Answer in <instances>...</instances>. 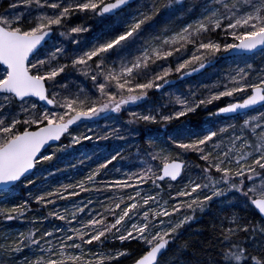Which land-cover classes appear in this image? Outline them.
Wrapping results in <instances>:
<instances>
[{
	"label": "snow or ice",
	"instance_id": "obj_1",
	"mask_svg": "<svg viewBox=\"0 0 264 264\" xmlns=\"http://www.w3.org/2000/svg\"><path fill=\"white\" fill-rule=\"evenodd\" d=\"M258 53L264 0H8L0 11V264H264V64L245 61L176 90L225 54ZM198 111L208 126L132 143L121 176L110 178L109 166L123 150L55 187L31 178L85 142L134 141L141 127L166 129ZM20 186L36 191L9 205ZM214 205L232 211L185 237ZM13 221L28 228L8 227ZM205 231L206 242L197 238ZM133 241L134 251L124 248Z\"/></svg>",
	"mask_w": 264,
	"mask_h": 264
},
{
	"label": "trees",
	"instance_id": "obj_2",
	"mask_svg": "<svg viewBox=\"0 0 264 264\" xmlns=\"http://www.w3.org/2000/svg\"><path fill=\"white\" fill-rule=\"evenodd\" d=\"M8 0H2L0 2V11L3 8L7 7ZM251 62L255 66L259 67L264 64V53H258L255 57H233V58H220L214 67H210L206 71L201 74L188 78L186 81L180 82L178 81L176 84V90L185 91L191 85H196L197 83H211L217 79V76L220 73H223L229 67H235L236 64H240L243 66L244 62ZM160 93L155 94V98H158ZM227 102L226 98L225 101ZM224 102L221 103V106ZM127 119V113H124L118 120V123L122 124L123 121ZM105 122H101V126ZM207 124V113L198 111L196 114H192L187 118H182L181 121H174L170 124L166 129H161L159 126L153 125L150 129L145 130L143 127L140 128L137 133L136 139L134 141H121V140H108V141H93V142H85L81 146H77L75 149H70L68 153L58 154L56 158H54L51 162L39 166L35 170L34 178L36 179L37 186H48L55 187L61 183L69 182V178L71 177L73 181L75 179L81 178L85 175L91 168H94L95 165L99 162H102L105 156L110 154H114L116 151L123 150L125 159L121 161L114 162L115 166H109V175L110 178L121 176L122 173L129 168V160L127 159L130 155H134L136 149L131 147L132 143H137L140 145H144L148 136H153L158 139L159 142L163 143L168 140V137L177 136L185 127L198 128L205 127ZM52 149H47L45 154L51 153ZM87 157H92L90 160ZM84 160L83 164H80L79 161ZM76 164V168H71L70 165ZM59 169V171H57ZM119 169L120 171H117ZM54 173L53 175H49V173ZM29 191L35 192L36 189L34 186H29L28 189H24L23 186H20L15 194V198L8 201L9 205L13 203H18L20 200L27 198V193ZM63 204L64 202H60ZM36 205H33L35 208ZM232 210L228 209L225 212H220L219 208L214 205L212 214L206 215L198 219L196 223L190 225L189 228L185 230V237L189 234L193 236L196 235L195 230L197 229H208L209 222L215 218L217 214L222 216H228ZM241 215H250L251 213H245L240 211ZM43 215V213H40ZM31 219V216L29 217ZM60 223V222H56ZM38 227L50 228V225H37ZM225 226H227V221H225ZM8 227L12 229L25 230L28 228L27 224H20L19 222L13 221L10 222ZM198 239H202L205 242L209 238V233L207 231L203 232L202 235L197 237ZM179 243V242H178ZM113 247H120L119 242L117 241ZM138 247L137 243L133 241L131 244H126L124 246L125 249L135 250ZM123 250V249H122ZM120 264H132V260L129 258H121Z\"/></svg>",
	"mask_w": 264,
	"mask_h": 264
},
{
	"label": "water",
	"instance_id": "obj_3",
	"mask_svg": "<svg viewBox=\"0 0 264 264\" xmlns=\"http://www.w3.org/2000/svg\"><path fill=\"white\" fill-rule=\"evenodd\" d=\"M235 57H239V56H235ZM222 58H233V57H230V56H227L226 54H225V56H223ZM210 68V67H209ZM208 68V69H209ZM199 74H201V73H197V74H195V75H193V76H191V77H194V76H197V75H199ZM191 77H188V78H191ZM187 78V79H188Z\"/></svg>",
	"mask_w": 264,
	"mask_h": 264
},
{
	"label": "rangeland",
	"instance_id": "obj_4",
	"mask_svg": "<svg viewBox=\"0 0 264 264\" xmlns=\"http://www.w3.org/2000/svg\"><path fill=\"white\" fill-rule=\"evenodd\" d=\"M2 0H0V2H1ZM159 26H163V21H161V22H159ZM226 100H227V98H226ZM193 159H194V157H193ZM155 164H157V165H159L160 164V162L159 161H157V162H154Z\"/></svg>",
	"mask_w": 264,
	"mask_h": 264
}]
</instances>
